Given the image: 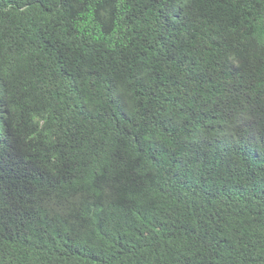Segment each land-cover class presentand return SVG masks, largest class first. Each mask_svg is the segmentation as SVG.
<instances>
[{
    "label": "trees",
    "instance_id": "obj_1",
    "mask_svg": "<svg viewBox=\"0 0 264 264\" xmlns=\"http://www.w3.org/2000/svg\"><path fill=\"white\" fill-rule=\"evenodd\" d=\"M0 264H264V0H0Z\"/></svg>",
    "mask_w": 264,
    "mask_h": 264
},
{
    "label": "clouds",
    "instance_id": "obj_2",
    "mask_svg": "<svg viewBox=\"0 0 264 264\" xmlns=\"http://www.w3.org/2000/svg\"><path fill=\"white\" fill-rule=\"evenodd\" d=\"M16 135L14 127L10 122L3 128H0V165L4 163L10 164Z\"/></svg>",
    "mask_w": 264,
    "mask_h": 264
}]
</instances>
